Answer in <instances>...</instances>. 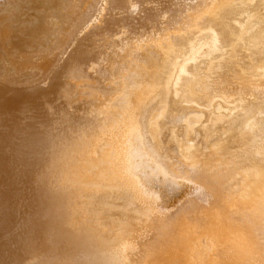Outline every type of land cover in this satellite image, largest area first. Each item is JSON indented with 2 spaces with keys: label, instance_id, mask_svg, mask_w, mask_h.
Returning <instances> with one entry per match:
<instances>
[{
  "label": "bare ground",
  "instance_id": "bare-ground-1",
  "mask_svg": "<svg viewBox=\"0 0 264 264\" xmlns=\"http://www.w3.org/2000/svg\"><path fill=\"white\" fill-rule=\"evenodd\" d=\"M0 264H264V0H0Z\"/></svg>",
  "mask_w": 264,
  "mask_h": 264
}]
</instances>
